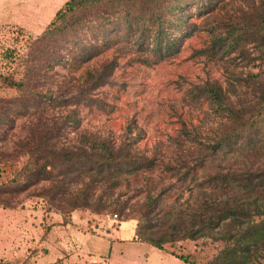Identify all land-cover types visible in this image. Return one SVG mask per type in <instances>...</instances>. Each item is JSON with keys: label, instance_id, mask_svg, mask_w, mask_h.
I'll list each match as a JSON object with an SVG mask.
<instances>
[{"label": "trees", "instance_id": "1", "mask_svg": "<svg viewBox=\"0 0 264 264\" xmlns=\"http://www.w3.org/2000/svg\"><path fill=\"white\" fill-rule=\"evenodd\" d=\"M199 1L194 3L198 15L202 16L200 23L189 22L186 6H190V0H68L48 27L30 40L21 77H1L17 94L11 98L0 97V124L9 122L11 126L16 117L35 118H31L28 134L18 141L15 152L17 157L28 155V161L20 174L5 185L17 192L30 188L38 180L50 181V188L32 192V195L42 197L49 204L57 201L55 205L61 208L91 206L100 210L105 207L102 200L93 203L88 200L93 183L102 180L109 186L118 184L121 175L155 167L156 160L146 155L147 150L136 147L141 132L134 133L137 127L132 123L119 144L99 132L77 129L79 110L69 105H77L88 97L91 100L90 91L103 85L111 70L104 63L102 69L89 74L88 88L81 87V95L59 99L53 91L57 84L55 74L48 71L60 61L61 46L70 42L73 56L82 61L116 44L124 51L127 49L125 41H131L135 52L141 53L138 55L141 61L151 64L175 56L187 37L205 29L211 36L210 42L193 54L222 61L228 73L227 82L226 85L218 80L196 83L189 93L196 104L209 101L213 112L209 114L210 119H218V129L212 140L203 141L199 126L182 127L174 146L176 156H170L166 162L161 160V164L182 180L195 177L210 158L219 154L222 158L232 155V161L241 164L238 168L226 167L207 174L205 180L220 192L205 199L203 210L193 212L188 225L178 230L181 225H174L181 235L174 232L161 234L158 239L150 234L142 238L162 248L180 238L216 233L215 238L222 240L224 247L204 264H264V82L258 73L244 75L245 66L257 60L252 56L251 47L264 53V0L261 6H253V11L244 10L243 16L230 14L224 19L217 9L225 0L210 2L204 8ZM246 86H252L254 99L240 106L233 97L239 99L242 93L246 94L243 90ZM58 89L61 88L58 86ZM92 102L89 104L105 107L101 99L93 98ZM57 107H61L60 114L55 111ZM69 128L78 133L76 143L62 139H66ZM12 159L11 154L0 155V162ZM83 176H89L91 183H85V189L70 190V184ZM16 182L19 184L13 186ZM230 186L240 187L243 194L223 197L222 193ZM167 189L149 192L141 208L142 221L150 232L155 225L152 216L161 210L159 202ZM6 191L4 187L2 192ZM135 222L140 236V221Z\"/></svg>", "mask_w": 264, "mask_h": 264}, {"label": "rangeland", "instance_id": "2", "mask_svg": "<svg viewBox=\"0 0 264 264\" xmlns=\"http://www.w3.org/2000/svg\"><path fill=\"white\" fill-rule=\"evenodd\" d=\"M215 1L217 0H200L199 3L204 8ZM194 2L195 0H190V6H186V11L190 14L189 22L200 23L202 16L198 15ZM254 5L261 6V0H225L217 10H221L220 17L224 19L230 14L243 16L244 10L253 11ZM41 33L22 31L16 26H0V97L11 98L17 94V90L5 85L1 77H21L24 70L23 59L28 56L30 40ZM87 35L89 36L88 33ZM210 39L208 30L195 31L185 39L180 52L175 56L151 64L141 61L138 56L141 53L135 52L136 47L131 41H125L127 49L124 51L119 50L116 44L82 61L73 56V45L70 42L61 46L60 61L56 62L53 70L48 71V74H55L57 84L53 86V91L56 96L59 95V99L81 95V87L88 88L89 74L102 69L104 63L111 70L107 81L90 91L91 100L88 97L81 99L77 105H69L76 106L79 110L77 129L99 132L119 144L123 141L122 135L127 126L132 123L137 127L134 133L141 132V137L135 143L136 147L147 150L146 155L154 158L156 165L150 169L145 167L125 173L120 176L118 184L112 186L102 180L93 183L88 191V200L91 203L102 200L106 208L96 210L91 206L76 209L57 207V201L49 204L42 197L32 195V192L50 188V181L38 180L30 188L17 192L5 185V182L10 183L14 175L20 174L28 161V155L17 157L15 152L18 141L28 134L29 123L31 118L35 119L34 116L16 117L12 127L9 122L0 124V155L5 152L14 157L8 162H0V185L4 184L0 186V264H75L73 249L76 244H73L72 236L77 241L76 238L82 232H89L95 238H105L107 242L109 234L124 220L141 222L142 234L139 237L150 234L158 239L161 234L174 232L181 235L173 228L174 225H181L177 230L188 225L187 220L194 215L193 212L203 210L205 199L213 198L220 192V189L214 188L205 180L207 174L226 167L238 168L241 164L232 161V155L222 158L219 154L210 158L195 177L189 176L185 180L170 169H164V164H161V160L166 162L170 156H176L174 146L176 139L181 136L182 127L192 129L199 126V134L202 133L200 139L203 141L212 140L214 131L218 129V119H210L212 116L209 114L213 112L209 101L196 104L189 93L196 83L218 80L226 85L228 73L222 61L203 54H193L196 49L206 47ZM251 49L252 56L257 60L245 66L244 75L258 73L264 82V53L254 46ZM243 90L246 94L242 93L239 99L237 96L233 97L240 106L254 99L252 86H246ZM63 91L65 92L60 96ZM88 91L87 89L86 92ZM93 98L101 99L105 107L90 105ZM60 108H55L57 114H60ZM192 131L191 138L195 133ZM77 134L76 130L69 128L66 139H62L76 143ZM125 140L130 143V138ZM19 182L13 186H17ZM87 182L91 183V178L83 176L71 183L69 188L74 191L85 189ZM3 186L6 192H2ZM166 187L168 189L159 202L161 210L156 216H152L155 225L150 232L142 221L141 208L145 206L149 192H160ZM226 191L222 193L223 197L227 194H243V190L237 186H230ZM215 235L216 233L197 234L195 238H180L174 242L181 243L177 251L182 255H190L192 251L197 254L198 247L201 246L203 253L200 258L209 261L224 247V242L216 239ZM44 237H47L46 241ZM56 237H59L57 249L54 244ZM41 243L44 244L43 247ZM45 243L48 249L45 248ZM87 252H83L84 256H80L77 261L103 263V255Z\"/></svg>", "mask_w": 264, "mask_h": 264}, {"label": "crops", "instance_id": "3", "mask_svg": "<svg viewBox=\"0 0 264 264\" xmlns=\"http://www.w3.org/2000/svg\"><path fill=\"white\" fill-rule=\"evenodd\" d=\"M67 1L0 0V26H16L27 32L41 33ZM80 236L76 238L77 241L74 236L71 237L73 244H76V248H72L75 264H89L85 261H77L80 256H84L83 252L87 251L103 255L102 264H204L207 262L205 258H200V254L203 253L201 246L198 247L197 254L192 251L190 255H182L177 251L181 244L179 242L166 244L162 248L155 246L138 236L136 222L132 220L122 221L106 238L107 242L105 238H95L89 232H82ZM57 239L59 241V237H56L54 243L56 249L59 247ZM57 253L59 254L60 251L58 250Z\"/></svg>", "mask_w": 264, "mask_h": 264}, {"label": "built area", "instance_id": "4", "mask_svg": "<svg viewBox=\"0 0 264 264\" xmlns=\"http://www.w3.org/2000/svg\"><path fill=\"white\" fill-rule=\"evenodd\" d=\"M115 221H117V219H115Z\"/></svg>", "mask_w": 264, "mask_h": 264}]
</instances>
